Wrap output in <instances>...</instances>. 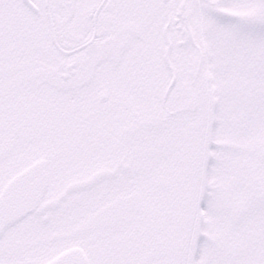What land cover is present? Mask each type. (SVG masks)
Segmentation results:
<instances>
[{"label":"snow or ice","instance_id":"snow-or-ice-1","mask_svg":"<svg viewBox=\"0 0 264 264\" xmlns=\"http://www.w3.org/2000/svg\"><path fill=\"white\" fill-rule=\"evenodd\" d=\"M0 264H264V0H0Z\"/></svg>","mask_w":264,"mask_h":264}]
</instances>
